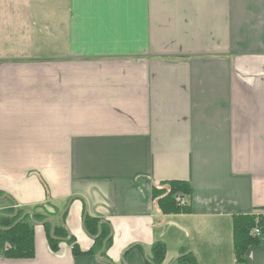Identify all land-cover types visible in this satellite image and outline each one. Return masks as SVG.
Segmentation results:
<instances>
[{"label":"crops","instance_id":"0c3cea01","mask_svg":"<svg viewBox=\"0 0 264 264\" xmlns=\"http://www.w3.org/2000/svg\"><path fill=\"white\" fill-rule=\"evenodd\" d=\"M173 181L188 212L154 199ZM48 203L83 252L101 220L107 258L37 225L0 264H152L156 243L237 264L235 217L264 214V0H0V214Z\"/></svg>","mask_w":264,"mask_h":264},{"label":"trees","instance_id":"16d2710c","mask_svg":"<svg viewBox=\"0 0 264 264\" xmlns=\"http://www.w3.org/2000/svg\"><path fill=\"white\" fill-rule=\"evenodd\" d=\"M167 189L154 188V199L158 207L165 213L188 212L189 208L180 205L176 201L177 194L190 195L191 188L185 182L173 181L167 184ZM50 203L24 208H10L0 214V256L10 259H27L35 255V228L43 224L47 231L50 247L53 251L59 249L62 241H68L73 245V253L82 255L96 253L105 249L102 253L105 258L106 250L110 247L111 230L108 232L101 220L85 216V229L92 237H95V247L89 252H83L73 236L67 231L58 208L51 211ZM17 214V215H16ZM26 216L21 220V218ZM65 218V217H64ZM21 220V221H20ZM20 221V222H19ZM101 226V230H100ZM258 230L259 234L255 231ZM234 247L237 264H247L244 257L247 249L257 245L264 239V214L253 213L245 216H237L234 219ZM254 231V232H253ZM105 241H107L105 243ZM147 261L152 264H163L166 258L167 248L164 243H156L146 251ZM176 264H200L198 258L192 252L181 255Z\"/></svg>","mask_w":264,"mask_h":264},{"label":"built area","instance_id":"2783aa9c","mask_svg":"<svg viewBox=\"0 0 264 264\" xmlns=\"http://www.w3.org/2000/svg\"><path fill=\"white\" fill-rule=\"evenodd\" d=\"M175 199H176V201L179 202L180 205H182V206H186V205L188 204V202H187V200L184 198V196H182V195H180V194H177V195L175 196ZM255 232H256L257 234H259V231H258V230H256Z\"/></svg>","mask_w":264,"mask_h":264},{"label":"water","instance_id":"95a60500","mask_svg":"<svg viewBox=\"0 0 264 264\" xmlns=\"http://www.w3.org/2000/svg\"><path fill=\"white\" fill-rule=\"evenodd\" d=\"M16 215H17V214H16ZM25 216H26V214L21 218V220H22ZM21 220H20V221H21ZM20 221H19V222H20ZM40 225H43V224H40Z\"/></svg>","mask_w":264,"mask_h":264}]
</instances>
